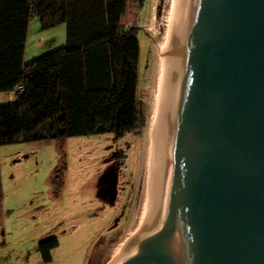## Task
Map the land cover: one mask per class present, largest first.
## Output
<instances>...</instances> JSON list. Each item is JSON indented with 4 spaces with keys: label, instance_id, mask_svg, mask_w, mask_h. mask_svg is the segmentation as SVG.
<instances>
[{
    "label": "water",
    "instance_id": "obj_1",
    "mask_svg": "<svg viewBox=\"0 0 264 264\" xmlns=\"http://www.w3.org/2000/svg\"><path fill=\"white\" fill-rule=\"evenodd\" d=\"M147 223L113 264H264V0H180Z\"/></svg>",
    "mask_w": 264,
    "mask_h": 264
},
{
    "label": "rangeland",
    "instance_id": "obj_2",
    "mask_svg": "<svg viewBox=\"0 0 264 264\" xmlns=\"http://www.w3.org/2000/svg\"><path fill=\"white\" fill-rule=\"evenodd\" d=\"M127 12L125 24L137 28L141 47L133 132L0 146V264H107L142 221L160 50L172 4L147 0ZM65 45V24L43 29L34 17L25 62ZM53 238L59 246L47 262L39 244Z\"/></svg>",
    "mask_w": 264,
    "mask_h": 264
},
{
    "label": "trees",
    "instance_id": "obj_3",
    "mask_svg": "<svg viewBox=\"0 0 264 264\" xmlns=\"http://www.w3.org/2000/svg\"><path fill=\"white\" fill-rule=\"evenodd\" d=\"M147 0H0V146L133 132L139 31L130 4ZM66 25L65 47L25 62L31 19ZM56 238L39 244L52 259Z\"/></svg>",
    "mask_w": 264,
    "mask_h": 264
},
{
    "label": "bare ground",
    "instance_id": "obj_4",
    "mask_svg": "<svg viewBox=\"0 0 264 264\" xmlns=\"http://www.w3.org/2000/svg\"><path fill=\"white\" fill-rule=\"evenodd\" d=\"M180 0H171L172 4V14L171 19L168 21L167 26V35L165 38L164 43L161 46L160 50V73H159V86H158V92L156 96V105H155V113L152 120V128H151V134H150V153L149 157L147 159V181H146V191H145V198H146V207H145V213L144 217L142 218V221L140 222L139 226L137 227L136 231L133 233L136 234L138 231V228L146 222L148 218V225L146 232H149V221H150V201H151V193H152V183H153V172H154V161H155V152H156V142H157V129H158V120H159V112H160V102H161V92L162 87L165 81L166 71H167V65L168 60L170 57V51H171V44H172V37H173V31H174V25L176 20V14L179 7ZM124 245L121 246V249H118L116 253L113 256V261L115 258H117L118 254H120L122 248ZM113 261H109L107 264H113Z\"/></svg>",
    "mask_w": 264,
    "mask_h": 264
}]
</instances>
